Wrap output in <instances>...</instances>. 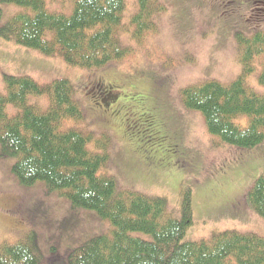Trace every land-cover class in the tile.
I'll use <instances>...</instances> for the list:
<instances>
[{"label":"rangeland","instance_id":"1","mask_svg":"<svg viewBox=\"0 0 264 264\" xmlns=\"http://www.w3.org/2000/svg\"><path fill=\"white\" fill-rule=\"evenodd\" d=\"M44 2L49 12L72 13L71 0ZM159 2L165 10L156 18L157 31L139 43L123 35L120 42L131 48L130 55L98 70L65 65L59 56H42L0 37V94H7L3 76L28 77L40 86L69 80L82 118L64 121L63 129L91 133L89 151L102 154L105 147L108 163L99 172L112 177L119 190L165 199L175 219L180 218L182 198L189 195L193 222L182 242L234 230L264 238V220L245 197L255 180L264 177V140L252 150L223 144L207 132L201 113L185 110L181 103L186 87L237 80L242 68L235 35L264 32V13L260 7L256 13L253 2L240 0ZM124 9L122 20L128 24L138 12L137 0H125ZM0 10V25L24 11L13 4H0ZM263 58L255 61L256 70L247 78L248 88L262 96L258 77ZM96 82L108 91L98 97L101 103ZM26 100L41 110L48 106L45 97ZM6 111L18 112L11 106ZM235 122L247 126L245 117ZM13 162L0 158V242L15 243L32 233L39 264H67L74 248L113 231L95 212L73 209L64 197L47 194L42 182L20 186L11 172Z\"/></svg>","mask_w":264,"mask_h":264},{"label":"trees","instance_id":"2","mask_svg":"<svg viewBox=\"0 0 264 264\" xmlns=\"http://www.w3.org/2000/svg\"><path fill=\"white\" fill-rule=\"evenodd\" d=\"M71 1L72 13L66 15L49 12L44 0H0L24 9L0 25V37L42 56H59L65 65L98 70L130 55L131 48L120 42L123 35L139 43L157 31L156 18L165 10L159 0H137L138 12L125 24V0ZM240 1L253 2L254 11L260 7L264 13V0ZM235 36L242 68L237 80L228 85L206 80L186 87L181 103L185 110L201 113L207 132L223 144L252 150L264 140V96L248 88L247 78L256 70L255 61L264 57V32ZM3 79L7 94H0V158L14 159L11 172L18 184L28 188L42 182L47 194L56 193L73 209L95 212L113 225L109 235L74 248L67 264H264V238L257 234L224 231L207 240L182 242L193 222L189 195L182 198L180 218L175 219L165 199L119 190L112 177L101 175L108 163L105 147L102 154L89 151L91 133L62 127L68 119L82 118L69 80L40 86L28 77ZM258 82L264 85V69ZM95 84L98 100L108 91ZM30 96L48 99L47 108L28 104ZM8 106L18 112L8 114ZM240 117L246 118V127L235 122ZM245 197L264 220V177L255 180ZM138 233L149 240L131 235ZM38 252L32 233L15 243L1 241L0 264H39Z\"/></svg>","mask_w":264,"mask_h":264}]
</instances>
